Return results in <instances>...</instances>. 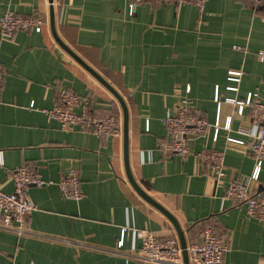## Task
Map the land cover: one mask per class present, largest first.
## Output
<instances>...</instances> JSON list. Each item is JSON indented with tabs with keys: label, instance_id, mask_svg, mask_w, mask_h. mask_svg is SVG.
I'll use <instances>...</instances> for the list:
<instances>
[{
	"label": "crops",
	"instance_id": "1",
	"mask_svg": "<svg viewBox=\"0 0 264 264\" xmlns=\"http://www.w3.org/2000/svg\"><path fill=\"white\" fill-rule=\"evenodd\" d=\"M52 7L61 41L125 99L131 174L177 219L186 243L211 225L229 243L227 264H264V221L223 198L231 178L249 177L256 165L250 136L241 131L253 127V107L239 111L230 99L258 92L264 100V8L246 0H208L203 8L193 0H0V18L13 10L46 21L41 31L8 39L0 29V182L13 191L10 171L23 164L55 183L75 167L83 189L77 200L65 198L57 184L31 187L37 205L27 217L31 233L0 229V264H143L121 253L141 246L134 228L180 241L173 221L131 184L123 130L108 138L64 131L45 113L69 87L89 98L95 113L123 117L115 95L56 40ZM236 71H242L239 79H230ZM183 97L191 99L193 111L222 126L217 140L212 126L191 145L225 149L223 178L192 157L163 150L164 117ZM229 116L230 128H224ZM250 187L264 195V166ZM124 227L131 229L119 249Z\"/></svg>",
	"mask_w": 264,
	"mask_h": 264
},
{
	"label": "built area",
	"instance_id": "2",
	"mask_svg": "<svg viewBox=\"0 0 264 264\" xmlns=\"http://www.w3.org/2000/svg\"><path fill=\"white\" fill-rule=\"evenodd\" d=\"M144 0H135L142 3ZM184 4L189 0H162ZM195 4L203 8L208 0H193ZM255 9L264 8V0H246ZM46 23L40 15L32 14L23 16L13 10L5 12L0 18L1 35L4 38H12L19 31H41ZM234 48L242 49L235 45ZM264 58V52H260ZM242 71L234 72L230 79H239ZM5 81V72L0 64V85ZM191 90L190 86L186 91ZM239 105V111H243L245 105L253 107V127L243 128L241 131L250 136V150L255 158V169L247 178L233 177L226 186L224 199H230L238 204H244L249 215L264 221V195L258 196L251 191L250 181L258 180L264 166V100L258 92H250L246 99H230ZM191 99L183 97L179 100L174 111H170L164 117V126L168 140L163 145V150L170 154H178L183 159L194 158L205 166L211 167L217 178L225 176V149H209L202 147L196 150L191 141L208 133L214 127V139L217 140L221 130L220 123L212 125L207 118L196 113L191 108ZM32 106L34 103L31 104ZM52 119L56 120L61 130L74 129L88 130L100 137L108 138L119 135L123 130V117L119 114H97L92 110L91 100L84 98L69 87L60 90V99L52 107L44 110ZM224 128H230L232 117H227ZM234 141L243 143V139ZM1 162V151H0ZM14 183L13 191H6L0 182V229L13 231L19 235L31 233L27 225V217L37 209L32 201L29 190L33 186L45 187L57 184L62 195L67 199H81L83 197L82 182L79 170L75 167L69 169L59 181L45 179L38 170L23 164L10 171ZM129 227H124L122 236L118 241V248L124 245L125 236ZM134 238L141 240V246L122 250L129 262L143 264H227L225 255L229 251L228 241L217 231L214 226L202 227L196 238L186 246L188 263L184 258V249L177 236H159L147 230L131 229ZM11 264H18L12 262Z\"/></svg>",
	"mask_w": 264,
	"mask_h": 264
},
{
	"label": "water",
	"instance_id": "3",
	"mask_svg": "<svg viewBox=\"0 0 264 264\" xmlns=\"http://www.w3.org/2000/svg\"><path fill=\"white\" fill-rule=\"evenodd\" d=\"M53 0H50L52 2ZM51 27L54 32L56 40L65 48L67 49L80 63H82L95 77H97L118 99L120 102L122 109H123V136H124V157H125V163H126V169H127V174L129 177V180L133 187L140 193L146 200H148L150 203L155 205L157 208H159L161 211H163L170 219L173 221L179 238L181 242V246L184 249V258L186 263H188V254L186 251V240H185V235L184 231L182 230L179 222L177 219L169 212L167 211L162 205H160L154 198H152L149 194H147L141 187L140 185L136 182L134 177L131 174L130 166H129V109L126 104L125 99L123 96L116 91L95 69H93L90 65H88L85 61H83L78 55H76L67 45L64 44V42L61 41L60 37H58V34L55 29V18H54V9L53 7L51 8Z\"/></svg>",
	"mask_w": 264,
	"mask_h": 264
}]
</instances>
